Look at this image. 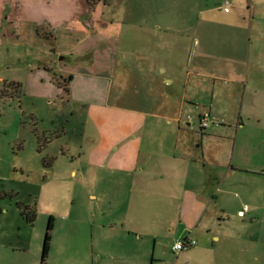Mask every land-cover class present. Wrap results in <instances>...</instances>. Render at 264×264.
I'll use <instances>...</instances> for the list:
<instances>
[{
  "label": "rangeland",
  "instance_id": "1",
  "mask_svg": "<svg viewBox=\"0 0 264 264\" xmlns=\"http://www.w3.org/2000/svg\"><path fill=\"white\" fill-rule=\"evenodd\" d=\"M242 1L245 3L117 0L113 11L104 13L106 18L123 21L120 38L140 35L142 42L147 38L160 43L159 49L156 43L155 47L146 44L139 49V43L131 46L121 42L111 55L132 53L133 48L150 54L151 60L159 54L171 55L192 73L188 83L182 77L175 84L179 94L185 93L191 102L186 105L180 125L188 138L201 145L202 133L216 134L224 139L225 151H235L233 162L228 154L227 164L232 163L241 171L230 183L214 191L213 197L218 195L221 199L209 221L210 231L191 239L181 234L180 227L169 228L153 217L160 204L157 196L147 192L141 198V193L130 195L126 187L108 185L106 169L91 163L97 157L93 159L92 151L80 150L82 139L84 146H89L95 138L91 128L83 135L82 113L71 119L67 104L61 100H31L12 88L11 81L25 78L41 59L32 56L36 45L30 41L9 35L3 38L0 264H264V11L256 16L252 35L246 39L248 45L251 41L250 59L241 68L243 72H236L237 66L230 62L214 58L200 63L197 43L201 34L195 33L198 10H212L208 15L212 21L235 22L249 17L245 8H238ZM226 3L229 13L222 10ZM137 26H152L159 33L156 37L143 36ZM42 41L54 52L62 46L60 35L53 34L52 39ZM170 41L174 46L167 47L165 44ZM186 41L191 44L187 57L182 51ZM77 52L79 49L55 56L51 66L62 71L75 69L79 66ZM56 74L54 77L59 79ZM162 84L164 87V81ZM170 89L168 93L173 94ZM203 115L209 116L205 130L200 128ZM210 147L215 150V145ZM49 159L52 166L46 167L43 161ZM129 199V213L144 210L143 214H136L140 219L123 218ZM239 210L241 213L237 214ZM30 211L35 213L32 224L25 218ZM49 221L52 225L48 231ZM46 235L49 249L42 261ZM187 238L195 245L174 252L173 246Z\"/></svg>",
  "mask_w": 264,
  "mask_h": 264
},
{
  "label": "crops",
  "instance_id": "2",
  "mask_svg": "<svg viewBox=\"0 0 264 264\" xmlns=\"http://www.w3.org/2000/svg\"><path fill=\"white\" fill-rule=\"evenodd\" d=\"M26 2L0 0V43L8 35L28 40L36 45L32 56L41 59L25 78L12 80V88L31 100L48 103L61 100L67 104L71 119L76 113H82L83 135L91 128L95 138L89 146H84L82 139L80 150L92 151L93 159L98 158L91 163L106 169L108 185L126 187L130 195L141 193V198L147 192L157 196L160 204L153 217L169 228L180 227L181 234L190 239L208 233L209 221L220 206L221 198L213 197L214 191L230 183L241 169L227 164L228 154L231 153L232 161L235 151H225L223 138L202 133L201 145H195L180 126L186 105L191 102L185 93L179 94L175 84L182 77L188 83L192 73L171 55L159 54L151 60L150 54L147 56L137 48L132 53L111 55L121 42L131 46L139 43V49L146 44L155 47L156 43L160 48L156 41L145 38L142 42L140 35L120 38L118 33L123 21L104 16L106 11L116 8L117 0ZM238 8L240 11L245 8L249 17L217 22L208 18L212 11L209 8L198 10L195 33L201 34L197 43L200 63L214 58L230 62L237 66L236 72H243L241 68L250 59L251 41L248 45L246 39L252 35L256 16L264 11V0H245ZM137 31L149 37L159 33L152 26H137ZM43 34L50 35L51 39L53 34L60 35L62 46L57 52L42 41ZM165 45L171 47L174 43ZM190 46L187 42L182 48L186 57ZM76 49H79V66L75 69L62 71L51 66L55 56L69 55ZM56 73L59 79L71 77L68 95L54 83ZM127 88L129 91L125 92ZM168 88L173 94L168 93ZM211 144L215 145L214 151ZM130 205L129 199L123 218L140 219L136 214H143L144 210L131 214ZM221 210L224 212V207Z\"/></svg>",
  "mask_w": 264,
  "mask_h": 264
},
{
  "label": "trees",
  "instance_id": "3",
  "mask_svg": "<svg viewBox=\"0 0 264 264\" xmlns=\"http://www.w3.org/2000/svg\"><path fill=\"white\" fill-rule=\"evenodd\" d=\"M40 34V33H39ZM41 36V38L42 39H46V40H49L50 39V35H47V34H43V35H40ZM49 38V39H48ZM51 50H53V49H51ZM70 80H71V77H68V78H66V79H64V78H62V79H58V78H55L54 76H53V81H54V83L58 86V87H60L62 90H63V92H64V94L65 95H68V93H69V89H68V83L70 82ZM201 128V130H203V128L202 127H200ZM42 145L40 144V142L38 143V150L40 151V147H41ZM43 162H45L44 163V165L46 166V167H51L52 166V159H49V160H44ZM30 214L27 216V215H25V218H26V220H27V222L28 223H30V224H32L33 222H34V220H35V213H34V211H30L29 212ZM51 221H49V223H48V227H47V230L49 231L50 230V228H51ZM48 243H49V236L48 235H46V237H45V241H44V246H43V251H42V261L45 259V257H46V255H47V252H48V249H49V245H48Z\"/></svg>",
  "mask_w": 264,
  "mask_h": 264
},
{
  "label": "built area",
  "instance_id": "4",
  "mask_svg": "<svg viewBox=\"0 0 264 264\" xmlns=\"http://www.w3.org/2000/svg\"><path fill=\"white\" fill-rule=\"evenodd\" d=\"M228 3H226L223 7L222 10L227 13L229 11L228 7H227ZM200 125L203 129L208 128L209 126V116L208 115H203L200 118ZM195 245V241L190 240V239H185L183 242H177L174 246H173V251L174 252H180L183 250H186L192 246Z\"/></svg>",
  "mask_w": 264,
  "mask_h": 264
}]
</instances>
